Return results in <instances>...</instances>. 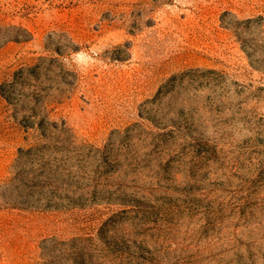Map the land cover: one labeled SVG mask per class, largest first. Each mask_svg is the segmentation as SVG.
I'll return each mask as SVG.
<instances>
[{
    "label": "rangeland",
    "instance_id": "rangeland-1",
    "mask_svg": "<svg viewBox=\"0 0 264 264\" xmlns=\"http://www.w3.org/2000/svg\"><path fill=\"white\" fill-rule=\"evenodd\" d=\"M0 22V264H264V0Z\"/></svg>",
    "mask_w": 264,
    "mask_h": 264
},
{
    "label": "trees",
    "instance_id": "trees-1",
    "mask_svg": "<svg viewBox=\"0 0 264 264\" xmlns=\"http://www.w3.org/2000/svg\"><path fill=\"white\" fill-rule=\"evenodd\" d=\"M12 25H10L11 27ZM14 27V26H12ZM15 28V27H14ZM19 29V28H18ZM27 36L23 34H14L12 31L8 29V27L4 26V23L0 22V47L4 45L5 42L9 40H26ZM45 136L47 134H44ZM40 147H36V150H39ZM42 154H39V158H42Z\"/></svg>",
    "mask_w": 264,
    "mask_h": 264
}]
</instances>
